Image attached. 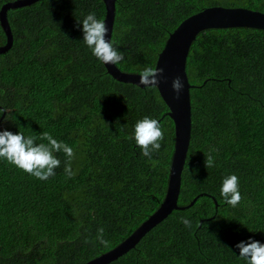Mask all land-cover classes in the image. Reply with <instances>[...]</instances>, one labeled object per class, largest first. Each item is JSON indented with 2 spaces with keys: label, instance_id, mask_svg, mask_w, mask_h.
<instances>
[{
  "label": "trees",
  "instance_id": "obj_1",
  "mask_svg": "<svg viewBox=\"0 0 264 264\" xmlns=\"http://www.w3.org/2000/svg\"><path fill=\"white\" fill-rule=\"evenodd\" d=\"M13 1L0 0V10ZM210 6L264 13V0H116L118 68H155L170 34ZM89 12L105 20L103 0H41L8 11L13 45L0 54V130L48 132L75 156L69 176L67 158L56 153L61 165L47 181L0 161V264H85L123 243L166 197L176 142L169 109L155 87L118 82L91 55L77 28ZM6 42L0 24V46ZM187 74L195 85L192 138L178 205L202 196L109 264H243L235 245L264 242V31L203 32ZM145 116L164 132L151 160L132 138ZM209 153L213 167L205 165ZM228 174L240 181L235 208L219 195Z\"/></svg>",
  "mask_w": 264,
  "mask_h": 264
},
{
  "label": "water",
  "instance_id": "obj_2",
  "mask_svg": "<svg viewBox=\"0 0 264 264\" xmlns=\"http://www.w3.org/2000/svg\"><path fill=\"white\" fill-rule=\"evenodd\" d=\"M39 1L41 0H15L2 6L0 24L7 42L5 45L0 46V54L8 52L13 45V33L8 20V11L31 6ZM103 2L106 7L105 22L109 28L107 39H112L116 17V0H103ZM236 28H252L264 31V13L246 8L216 6L184 20L170 34L155 66L156 69L161 68L164 70L163 75L159 77L160 83L155 88L169 109L167 115L174 123L176 138L166 197L160 208L123 243L85 264H109L117 260L133 249L147 233L167 219L174 211L189 209L202 196L199 195L195 198L189 206L180 207L178 205L182 187V174L192 138L191 89L193 85L187 75V59L193 42L201 32ZM104 66L107 73L116 81L132 84L142 89L146 88L139 84V74L123 72L117 65ZM177 76L182 79L184 84L179 98L172 89V81Z\"/></svg>",
  "mask_w": 264,
  "mask_h": 264
},
{
  "label": "clouds",
  "instance_id": "obj_3",
  "mask_svg": "<svg viewBox=\"0 0 264 264\" xmlns=\"http://www.w3.org/2000/svg\"><path fill=\"white\" fill-rule=\"evenodd\" d=\"M212 7H206L200 12ZM77 28L83 33V44L100 64L118 65L124 60V54L118 50L115 42L112 39H107L109 28L105 20L98 18L95 12H89L82 20H77ZM163 72L164 70L161 68L156 69L146 66L139 73V84L146 88L156 87L160 83L159 77L163 75ZM183 88V81L177 76L172 81V89L177 94V98H179ZM132 138L140 149L141 155L151 160L153 154L159 152L161 149L164 132L157 119L145 116L136 121ZM37 140L46 141L47 143H37ZM61 152L67 158L64 167L65 173L69 176L74 175L71 161L75 153L73 148L64 141L54 138L48 132H42L39 136H33L25 135L21 131L14 133L7 128L0 130V161L14 165L16 168L40 181H47L49 177L56 174L55 169L61 165V160L57 157L56 153ZM205 157L206 167H213L214 159L211 153ZM219 195L223 198L224 203L232 208H235L240 203L242 199L240 181L236 174H228L222 178ZM181 222L185 227H191L190 219L182 217ZM97 231L98 242L107 246L108 242L103 238L104 229L99 228ZM235 247L239 250L238 259L243 261V264H264V242L249 237L247 240L238 242Z\"/></svg>",
  "mask_w": 264,
  "mask_h": 264
},
{
  "label": "rangeland",
  "instance_id": "obj_4",
  "mask_svg": "<svg viewBox=\"0 0 264 264\" xmlns=\"http://www.w3.org/2000/svg\"><path fill=\"white\" fill-rule=\"evenodd\" d=\"M193 85V88H195V85L194 84H192Z\"/></svg>",
  "mask_w": 264,
  "mask_h": 264
}]
</instances>
